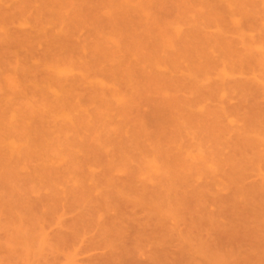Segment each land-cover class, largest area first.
<instances>
[{"label": "rangeland", "instance_id": "374dc122", "mask_svg": "<svg viewBox=\"0 0 264 264\" xmlns=\"http://www.w3.org/2000/svg\"><path fill=\"white\" fill-rule=\"evenodd\" d=\"M0 264H264V0H0Z\"/></svg>", "mask_w": 264, "mask_h": 264}]
</instances>
